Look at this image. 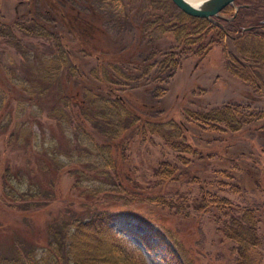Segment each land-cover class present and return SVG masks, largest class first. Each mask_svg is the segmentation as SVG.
I'll return each instance as SVG.
<instances>
[{
  "label": "rangeland",
  "instance_id": "1",
  "mask_svg": "<svg viewBox=\"0 0 264 264\" xmlns=\"http://www.w3.org/2000/svg\"><path fill=\"white\" fill-rule=\"evenodd\" d=\"M75 1L84 5V0ZM99 1L89 0L86 5L92 8V15L99 16L107 34L108 47L117 53L138 45L139 31L118 22L125 18V5L134 8L138 1L125 0L114 5L110 0H103L104 4ZM32 2L0 0V20L12 26L16 21H27L38 15L36 6L30 4ZM246 4L250 9L258 6L259 15H264L262 1ZM229 7L235 14V7ZM151 10L148 12L153 16L164 15L161 11ZM224 11L221 13L223 17L232 18L233 14L225 15ZM134 18L135 24L142 23V17ZM241 24L249 27L247 33L250 36H242L240 42L238 34L237 38L226 36L220 45H212L202 56L182 61L165 98L160 101L163 109L168 112L176 109L182 99L188 98L189 105L199 111L231 105L249 114L264 113V65L251 72L261 77L258 80L252 76L254 83H247L230 71L234 65L239 70L236 63L244 60L242 49L249 47L247 53H253L252 48L264 51V40H260V36L264 38V30L254 29L251 26L256 25L244 17ZM17 38L20 49L0 37V257H11L18 251L24 253L25 248H34L40 253L49 237L62 230L64 224L86 220L92 213L107 209L119 217L114 224L118 237L130 251L142 255L147 264L182 263L170 233L186 246L190 264H235V245L224 239L209 216H200L194 211V197H189V204L171 192L166 195L169 203L166 206L134 202L126 197L128 192L119 193L112 169L94 168L89 161L78 159L77 150L81 152L84 147H80L82 131L91 135L93 143L99 145L103 142L99 128L85 117V114L91 117L86 109L92 100L88 92L104 94L99 84L89 77L90 70L96 66L95 61L84 57L83 53L74 52L78 71L84 80L64 69L52 81L45 82L30 69L23 53L29 52L34 64L40 62L39 55L48 56L51 50L39 39L19 32ZM176 43L172 34L154 32L144 38L141 55L134 61L145 60L153 52L157 53L156 59L161 60L173 51ZM110 75L113 77V73ZM138 83L144 84V80ZM256 84H260L262 92H255ZM153 85L150 82L144 87L140 85L132 93L148 105H155L159 101L153 98L156 88ZM57 109L60 114L56 113ZM252 125L254 129L236 138L234 147L225 152L218 147V140L214 141V136L219 134L193 128L197 145L217 154L209 161L197 157L185 169L181 165L178 167L185 172L195 171L212 179H222L228 185L237 184L238 194H231V186L222 194L235 205L251 207L264 203V190L260 187H264V178L260 181V167L246 160L251 157L264 163V118L253 119ZM131 139L132 136H128L125 141L126 160L121 163L131 174L134 173L141 185L155 182V173L163 163L177 165L176 155L158 136L144 143L135 137ZM219 150L223 157L218 154ZM241 158L245 160L240 161ZM220 170L230 171L232 180L218 176ZM196 189L195 186V193ZM178 206L183 208L178 210ZM261 230L263 233L264 219ZM154 233L162 235L163 241ZM255 255L261 259L260 264H264V247L256 250Z\"/></svg>",
  "mask_w": 264,
  "mask_h": 264
},
{
  "label": "trees",
  "instance_id": "2",
  "mask_svg": "<svg viewBox=\"0 0 264 264\" xmlns=\"http://www.w3.org/2000/svg\"><path fill=\"white\" fill-rule=\"evenodd\" d=\"M32 1L30 4L36 6L38 15L29 17L27 21H16L12 26L0 20V37L19 49L20 46L16 42L17 32L47 44L51 52L48 56L39 55V63L33 64L29 52L23 53L30 69L40 80L50 82L64 69L73 76L83 79L84 76L78 71V59L73 55L74 52L83 53L84 57L92 58L96 63L95 68L90 70L89 77L99 84L98 87L104 94L89 91L92 100L86 109L91 113V117L84 114L86 121L99 128V136L102 137L103 142L99 145L93 143L91 135L82 131L80 147L82 145L84 147L81 152L80 149L77 150L78 159L89 161L95 166L94 168L112 169L119 193L128 192L126 197H130L134 202L166 206L169 205L166 195L171 192L189 204V197H194L192 200L194 211L200 216H209L218 226L224 239L235 245L233 248L237 254L235 264H260L261 259L256 257L255 253L256 250L264 247V232L262 233L261 230L264 203L251 207L235 205L222 194L226 187L230 186L231 194H238L237 184L228 185L222 179H212L195 171L185 172L178 165L183 168L188 167L197 157L209 161L217 154L214 150L203 149L197 145L193 128L198 127L204 132L219 134L214 136V141L218 140V147L225 152L234 147L236 138L254 129L252 120L263 119L264 113L249 114L231 105L199 111L189 105L188 98L182 99L180 105L169 112L160 104L184 59L202 56L212 45H220L226 36L233 37L238 34L240 40H237L240 42L242 36L248 37L250 33L241 32L239 28L234 29L236 23L221 29L220 26L205 19L193 17L185 13L174 0H136L137 7L125 5V15L123 14L125 18L118 22L130 26L136 32L139 31V43L129 50L115 53L107 45V34L100 24L99 16L92 15L94 14L92 8L86 5L89 0H84V5L75 0ZM124 1L110 0V3L114 5ZM249 1L254 2V0H245L247 3ZM260 1L264 4V0ZM99 2L104 4L103 0ZM149 9L154 12L161 11L164 15L153 16L148 12ZM257 9L258 6L251 9L242 8L238 15L240 24L241 18L244 17L254 25H260L264 15L260 16ZM224 14H234L233 8H226ZM134 17H142V23L135 24L132 21ZM240 24L237 25L242 27L243 24ZM262 29L264 30V25ZM154 32L172 34L177 42L172 48L173 51L161 60L156 59L157 53L153 52L145 60L134 61L141 55L144 38L152 36ZM260 40L263 41L264 38L260 36ZM251 50L253 53H247L249 47L242 49L244 60L242 63L238 64V61L236 63L239 70L235 65L233 69L230 68L232 74L247 83H254L252 76L256 73L251 72L258 66L262 69V64L264 65V51L253 48ZM254 51L259 52L261 57ZM110 73H113V77ZM117 76L120 77L116 78ZM255 78L261 79L259 75H255ZM140 80H144L145 85L150 82L154 84V88L156 87L153 98L159 102L155 105H148L140 96L132 93L136 87L145 86L138 85ZM254 87L255 92H262L260 84ZM56 113L60 114L61 111L57 109ZM128 136H132L131 140L137 138L140 143L152 141L157 136L165 140L167 148L176 155L177 165H172L170 162L163 163L155 173V182L141 185L134 173L131 174L123 167L126 160L123 146ZM221 150L218 152L219 155H222ZM228 160L233 161V159ZM246 160L260 167L261 181L264 178V163L260 159L257 161L251 157ZM217 172L218 176L232 180L230 171ZM100 174L103 175L104 172ZM195 186L196 193L193 190ZM260 187L264 190L262 185ZM182 208L178 206V210ZM118 218L113 211L100 209L86 220H74L68 224L69 226L66 224L61 226L62 230L49 237L40 253L34 248H25L24 253L18 251L11 257H0V264H147L142 255L130 251L118 237L114 228ZM154 234L163 241L162 235ZM170 236L175 240V248L181 255V264H190L186 246L171 233Z\"/></svg>",
  "mask_w": 264,
  "mask_h": 264
},
{
  "label": "water",
  "instance_id": "3",
  "mask_svg": "<svg viewBox=\"0 0 264 264\" xmlns=\"http://www.w3.org/2000/svg\"><path fill=\"white\" fill-rule=\"evenodd\" d=\"M175 1L185 13L193 17L203 18L214 25H220L216 19H224L226 21L234 20L239 10V7L235 4L237 0H204L201 2L195 0ZM229 6L235 7V14L232 18H225L221 13ZM220 26L223 27L222 25Z\"/></svg>",
  "mask_w": 264,
  "mask_h": 264
},
{
  "label": "flooded vegetation",
  "instance_id": "4",
  "mask_svg": "<svg viewBox=\"0 0 264 264\" xmlns=\"http://www.w3.org/2000/svg\"><path fill=\"white\" fill-rule=\"evenodd\" d=\"M235 3H236V5L239 7V10H238V14H237V16H236V18L234 19L233 22H226V21H224V20H222V19H217V20H218L219 22H221L222 25H223L224 27H226V28H227V26H228L229 24L234 25V23H236L233 27H235L234 29H237V30H238L239 26H238L237 24H240V20L238 19V15H239V13L241 12L242 8H244V7L249 8L250 6H249L248 4H246L245 0H237ZM262 6H263L262 8H264V4H262ZM233 16H234V14H233ZM262 21H263V20L260 21V25L251 26V27H253L254 29H255V28H259V29L262 30L263 25H264ZM240 25H241V24H240ZM229 28H232V27H229ZM240 29H241V31L244 32V33L249 32V31H247V29H249V27H245L244 25H242V27H241ZM229 37H230V36H229ZM235 37L237 38V36H235ZM235 37L233 36L232 38H235Z\"/></svg>",
  "mask_w": 264,
  "mask_h": 264
},
{
  "label": "bare ground",
  "instance_id": "5",
  "mask_svg": "<svg viewBox=\"0 0 264 264\" xmlns=\"http://www.w3.org/2000/svg\"><path fill=\"white\" fill-rule=\"evenodd\" d=\"M195 1H197V2H201V1H204V0H195Z\"/></svg>",
  "mask_w": 264,
  "mask_h": 264
}]
</instances>
